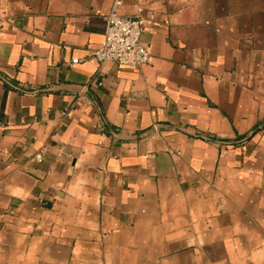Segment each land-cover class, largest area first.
Returning a JSON list of instances; mask_svg holds the SVG:
<instances>
[{"label": "crops", "instance_id": "0c3cea01", "mask_svg": "<svg viewBox=\"0 0 264 264\" xmlns=\"http://www.w3.org/2000/svg\"><path fill=\"white\" fill-rule=\"evenodd\" d=\"M113 1L0 0V264H264V0Z\"/></svg>", "mask_w": 264, "mask_h": 264}, {"label": "built area", "instance_id": "2783aa9c", "mask_svg": "<svg viewBox=\"0 0 264 264\" xmlns=\"http://www.w3.org/2000/svg\"><path fill=\"white\" fill-rule=\"evenodd\" d=\"M121 0H114L104 18L103 40L98 48L88 50V57L99 64L112 63L122 67H142L149 63L148 48L140 41L144 29L143 9L138 8L133 18L119 14ZM12 24V19L0 13V27ZM74 59L70 65L77 64ZM243 148V147H242Z\"/></svg>", "mask_w": 264, "mask_h": 264}]
</instances>
